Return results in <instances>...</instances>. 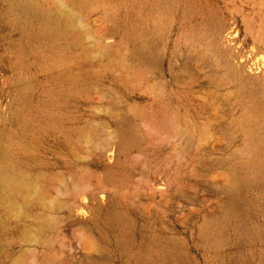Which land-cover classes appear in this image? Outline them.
Segmentation results:
<instances>
[{
    "label": "rangeland",
    "instance_id": "1",
    "mask_svg": "<svg viewBox=\"0 0 264 264\" xmlns=\"http://www.w3.org/2000/svg\"><path fill=\"white\" fill-rule=\"evenodd\" d=\"M12 166L0 264H264V0H0Z\"/></svg>",
    "mask_w": 264,
    "mask_h": 264
},
{
    "label": "bare ground",
    "instance_id": "2",
    "mask_svg": "<svg viewBox=\"0 0 264 264\" xmlns=\"http://www.w3.org/2000/svg\"><path fill=\"white\" fill-rule=\"evenodd\" d=\"M68 9V8H67ZM69 10V9H68ZM65 11V10H64ZM70 12V11H69ZM67 17V16H66ZM71 17V16H70ZM73 17V16H72ZM67 18H69V16L67 17ZM74 20V19H73ZM79 23V22H78ZM16 169H18L16 166L15 167H8V169H7V171H8V174L6 175V178H0V186L2 187V189H3V191H5L6 192V188L5 187H3V185L4 184H9V185H11V186H14V189H16V191L17 192H20V193H22V195H21V198L23 199V201H22V203H23V205L26 207V206H29L30 205V203L32 202V200H31V202H30V200H29V198L30 197H28L27 195H28V192H30L29 190V188L31 187V184H30V182L29 181H26L24 178H19V180H17V177L15 178V176H13L12 175V171H15ZM20 170V169H19ZM24 192H26V194L24 195ZM11 193V192H10ZM36 192H34V194H35ZM33 194V195H34ZM36 195V194H35ZM13 205V204H12ZM41 229H43V226L42 225H40L39 227H38V229L37 230H41Z\"/></svg>",
    "mask_w": 264,
    "mask_h": 264
}]
</instances>
